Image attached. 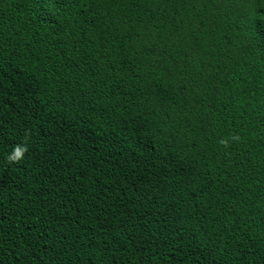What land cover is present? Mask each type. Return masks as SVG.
Returning a JSON list of instances; mask_svg holds the SVG:
<instances>
[{"label":"trees","instance_id":"obj_1","mask_svg":"<svg viewBox=\"0 0 264 264\" xmlns=\"http://www.w3.org/2000/svg\"><path fill=\"white\" fill-rule=\"evenodd\" d=\"M0 264H264V0H0Z\"/></svg>","mask_w":264,"mask_h":264},{"label":"clouds","instance_id":"obj_2","mask_svg":"<svg viewBox=\"0 0 264 264\" xmlns=\"http://www.w3.org/2000/svg\"><path fill=\"white\" fill-rule=\"evenodd\" d=\"M235 139V137H233ZM219 143L227 145V140H220ZM29 151V138L25 136L22 142L16 143L12 146L11 152L6 156V161L9 164H18L25 158L26 153Z\"/></svg>","mask_w":264,"mask_h":264}]
</instances>
